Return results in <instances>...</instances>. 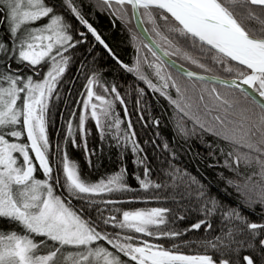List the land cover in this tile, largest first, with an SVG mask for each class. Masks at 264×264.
Instances as JSON below:
<instances>
[{"label": "snow or ice", "instance_id": "obj_1", "mask_svg": "<svg viewBox=\"0 0 264 264\" xmlns=\"http://www.w3.org/2000/svg\"><path fill=\"white\" fill-rule=\"evenodd\" d=\"M102 3L112 9L113 15L125 22L128 19L125 9L130 6L133 20L140 16V25L145 22L152 25V32L163 41L164 46L157 40H152L155 49H159L158 53L144 43L143 47L155 58L152 62L145 59L144 63L153 69L160 85L153 84L143 75L139 59L131 66L120 61L83 18L72 0H60V3L57 0H0V25H6L7 36V40L0 38V67L3 68L0 71V220L5 225L0 227V264H58V261L59 264H126L120 254L134 264H233L232 260L223 258V251L221 258L216 260L208 254L184 255L143 239L166 237L174 240L182 235L178 229L160 227L168 223L165 215L170 211L168 208L124 210L118 218L115 213L120 209L115 205L123 201L112 198L113 195L127 196L134 191L124 180L125 168L121 167L107 178L101 177L95 182H89L81 177L76 163L68 158L66 152L60 158V167L55 166L54 162L60 157L62 145L57 142L56 152H50L47 114L52 108V97L58 95L55 90L69 63L67 50L73 48L75 43H80L73 40L68 31L70 26L57 14V10L61 5L70 9L121 68L132 72L137 79L143 80L150 89L159 91L171 103L176 101H172L166 92L168 82L172 81L171 87L176 89L178 95L181 90L168 74V67H176L175 62L169 63L165 58L180 56L201 69V72H196L179 66L178 74L187 78L193 87L199 83L203 92L208 90L207 84L219 83L238 93L239 97L251 105V108H240L238 98L222 96L212 87L210 95L214 102H218L217 107L222 109L224 116L217 115L215 123L208 126L193 119L204 131L212 133L224 145L230 146L226 153L224 145L220 148L225 167L230 171L239 175L241 165L256 168L244 181V187L251 183L252 187L248 191H254L255 195H245L244 203L248 207L258 203L264 208V18L256 16L248 8L247 17L260 21L261 28L258 30L246 28L237 18V8L251 5L264 11V0H102ZM156 10L162 24L158 23ZM41 18H46L47 22L25 27L21 31L22 26L33 24ZM142 31L147 32L148 29L142 28ZM132 40L135 43L136 34L132 36ZM136 51L139 57V46ZM13 59L28 67L37 77L42 74V79L25 75L19 68L11 69L8 65ZM209 60L217 68L233 74L231 78L206 75L214 71L207 63ZM95 75L88 76L84 85L86 95L83 96V108L79 114L82 140L86 135L85 120L89 110L101 137L104 135L102 119H112V100L97 94L94 85H99L104 92L109 89L99 83ZM111 93L115 94V100L123 104L115 86L111 88ZM93 98L100 103H92ZM97 108L100 109L99 112ZM185 115H188L187 111ZM233 115H238L239 118L233 120L230 118ZM120 124V119L115 118L114 124L108 125L109 128L116 129L117 146L124 140L126 145L131 144L133 153L137 154L139 145L135 143L132 125H128L124 136H119ZM184 131L181 129V132ZM72 132V121L69 120L68 135ZM23 136H26V142L21 141ZM72 142L74 146H79L75 139ZM84 147L86 157L91 156L86 143ZM32 156L42 170L43 179L34 176ZM18 158H22V163H18ZM133 163L138 166L145 164L144 178L136 177L140 189H159L163 186L149 179V169L144 158L137 155ZM165 175L171 177L174 186L177 180L183 182L185 178H189L187 173L179 170ZM253 176L259 179L253 181ZM53 179L55 183L51 182ZM189 179L190 191L192 185L197 186L192 194L196 196L203 215L211 217L219 209L221 217L230 225L227 232L216 237L215 242L205 243L212 248H230L232 244L238 243L234 239V233H243L247 236V246L255 248L258 242L260 251L264 254V223L249 221L236 208L224 210L215 197L207 194L204 185L199 184L195 177ZM227 183L235 185L236 190L244 195L237 181L229 179ZM56 187L63 189L61 194L55 193ZM72 198L83 199L88 208L95 209L96 216L89 215L85 219L81 213L74 211L69 203ZM144 198L139 195L127 196L129 200ZM205 223L206 219H201L190 227L199 229ZM105 245H110L115 251H110ZM176 247L177 244L172 243V248ZM41 248L48 249L46 254H38ZM69 248L73 250L66 251ZM243 261L244 264H256L249 255H245Z\"/></svg>", "mask_w": 264, "mask_h": 264}, {"label": "trees", "instance_id": "obj_2", "mask_svg": "<svg viewBox=\"0 0 264 264\" xmlns=\"http://www.w3.org/2000/svg\"><path fill=\"white\" fill-rule=\"evenodd\" d=\"M57 3H60V0H57ZM72 3L120 61L129 66L136 62V46L144 49L143 44L145 42L141 43L142 38L134 27L129 6H126L125 9L128 17L125 22L113 15L111 8H104L102 0H72ZM248 8L256 16L264 18V11L251 5L247 8H237V18L241 20L246 28L260 29L259 20L247 17ZM57 14L61 15L64 22L70 26L68 31L73 36V40L80 41V43H75L73 48L67 50L66 55L69 57V63L58 82L59 86L55 90L58 95L52 97V108L47 114V133L51 141L52 151L56 145L55 141L59 142L62 149H65L68 158L76 163L78 173L84 180L89 182H95L101 177L107 178L108 175L119 171L121 167L125 168L124 180L134 190L128 193L127 196L139 195L145 198L129 200L127 196L114 194L112 198L123 201L115 205L116 208L120 209L115 213L118 218L124 210H148L153 207L168 208L170 211L165 214L168 223L166 226L161 225L160 227L178 229L182 232V235L174 240L166 237L159 239L143 237V239L159 243L166 249L178 251L184 255L208 254L218 260L221 258V251H223V258L232 260L233 264H244L243 257L245 255L253 258L256 264H262L264 254L261 253L258 242L255 248L248 247L247 236L243 233H234V239L238 243L232 244L230 248H212L205 243V241L215 242L216 237L222 236L223 232H227L230 225L221 217L219 209L211 217L206 218L200 211V204L196 196L192 194L197 186L192 185L191 191L189 189V178L195 177L199 184L204 185L207 194L215 197L224 210L236 208L249 221L264 223V208L258 203L251 207L246 206L244 203L245 195H255L254 191H248V188L252 187L251 183L244 187V181L248 175L256 171V168H245L241 165L239 175L230 171L225 167L224 158L220 154V148L221 145H224V142L212 133L204 131L193 119L196 118L205 126H208L215 123L214 118L217 115L224 116L222 109L217 107L218 102H214L210 95L212 87H215L222 96H227L230 99L233 97L238 98L240 108H251L252 106L247 104L242 97H239L238 93L222 86L209 83L207 84L208 90L202 92L199 83L193 87L187 78L181 77L168 67V74L172 76L181 90L180 95H178L176 89L171 87L172 81H169L167 94L172 101H176V103H171L159 91L150 89L143 80L137 79L132 72L121 68L108 54L104 46L98 41L96 42V39L88 32L87 28L66 7L61 5L57 10ZM156 14L158 20V10H156ZM121 15H123V11ZM158 23L162 24L163 22L158 20ZM144 25L152 39L157 40L164 46L163 41L159 40L152 32V25H146V23ZM134 34L137 35L135 43L132 40ZM0 38L7 40L6 25H0ZM145 49L148 61H154L155 58L147 48ZM193 54H196L194 50ZM170 58L192 71L201 72V69L180 56H170ZM207 63L213 67L214 71L206 73V75H217L220 78H231L233 75L212 65L210 60ZM8 66L10 68L14 67L13 70L19 68L25 75H28L27 70L23 69L25 66L18 64L15 59ZM140 69L146 70L144 76H150V70L146 65H141ZM2 70L3 68H1ZM93 74H96L95 79L99 83L106 85L109 89L108 96L113 104L112 112L117 113L121 121L118 135L124 136L128 130V125H132L135 143L139 145L137 154L133 153L131 144L126 145L124 140H121L120 145L117 146L116 129L115 127H108L109 124H114L112 120L111 123L106 122L103 126V137L96 130L93 122L87 121L84 139H81L79 133L74 138L79 146H74L69 140L64 143L60 142L64 134L63 123L65 117L69 109L73 106L75 108L79 106L78 97L83 91L87 77ZM113 86L122 97L123 105L118 104L117 100L113 98L115 95L111 93ZM96 88H99V85ZM201 95H203V100H201ZM181 96L183 99H181ZM181 109H184V111ZM185 111L188 112V115H185ZM230 118L236 120L239 117L233 115ZM181 129L185 131L181 132ZM85 143L88 153H91L89 157L85 155ZM165 145H167V148H165ZM224 147L225 153L230 150V146L224 145ZM137 155L144 158L149 169V179L154 183L162 184V187L148 190L139 188L136 177L144 178L145 164L138 166L133 163ZM209 165L212 166L209 167ZM173 170L187 173L189 178H185L183 182L177 180L176 186H174L171 177L165 175V173ZM229 179L237 181L241 185L244 195L236 190L235 185L227 183ZM258 179L257 176L252 177L253 181ZM55 189L59 190V194L63 191L61 187ZM64 195L67 194L64 193ZM69 203L70 207L77 213H81L85 219L89 215L96 216L95 209L88 208L83 199L72 198ZM107 214L106 212L105 215ZM201 219H206V223L202 224L199 229L190 227L191 224L197 223ZM209 225L211 226L209 227ZM3 226H5L4 221L0 220V227ZM184 229L188 230L183 231ZM17 230L20 229L17 228ZM132 235L140 234L132 233ZM35 239L41 238L35 237ZM240 242H243V244L241 245ZM97 243L103 244L104 242ZM172 243L177 244V247L172 248ZM105 246L110 251H115L110 245ZM71 250L73 249H66V251ZM120 256L126 264H134V262H129L128 258L123 257L122 254Z\"/></svg>", "mask_w": 264, "mask_h": 264}, {"label": "rangeland", "instance_id": "obj_3", "mask_svg": "<svg viewBox=\"0 0 264 264\" xmlns=\"http://www.w3.org/2000/svg\"><path fill=\"white\" fill-rule=\"evenodd\" d=\"M102 6H104L103 5V3H102ZM106 6H104V8H105ZM69 11H71L70 9H68ZM47 22V19L46 18H41V20H38V21H36V22H34L33 24H30V25H33V26H39V25H41L42 23H46ZM146 23V25L148 24L147 22H145ZM27 26H29V25H25V26H22V29H21V31H23V29L25 28V27H27ZM145 26V25H144ZM146 28V27H145ZM148 32V31H147ZM150 35V34H149ZM151 37V36H150ZM152 38V37H151ZM137 47V46H136ZM140 51H141V54H140V56L138 57H136V60L135 61H137V59H139V63L143 66V65H146V67H148V69L150 70V76L149 77H147V75H146V77L149 79V80H151V82L153 83V84H155V85H160V81L157 79V77L154 75V72H153V69H151L150 67H149V64H146V63H144V60L145 59H147L148 57L146 56L147 55V51H146V49L144 48V49H140ZM137 52V51H136ZM137 54V53H136ZM147 60H149V59H147ZM42 63H44V62H42ZM141 65H140V67H141ZM1 68L2 67H0V71H1ZM11 69H14V67H11ZM24 70L26 69L27 70V73H28V75H33L34 76V78H39V79H42V74L40 75V76H36L34 73H31L30 71H29V68L28 67H24L23 68ZM45 70H46V68H45ZM142 71V73L144 74V73H146V70H141ZM87 83V79H86V82H85V84ZM169 83V82H168ZM96 86L97 85H94V90H95V92L97 93V94H100V95H103V96H105L107 99H110V97L108 96V92H104V90L101 88V87H99V88H96ZM168 91V89H166V92ZM86 95V90H85V88H83V91H82V93H81V95H80V97H78V99H79V106H77L76 108H75V106H73L71 109H69V111H68V113H67V116L65 117V121H64V123H63V125H64V128H63V130H64V134L62 135V137H61V140H60V142H65L66 140H69L70 142H72L73 141V139L76 137V135L78 136V133L80 134V130H79V114H80V109L81 108H83V96H85ZM111 96V95H110ZM115 96V95H114ZM114 98V97H113ZM122 98V97H121ZM114 102V101H113ZM18 103H20V101H18ZM92 103H95V104H99L100 102L99 101H96L94 98L92 99ZM117 103L118 104H120V105H123V104H121V102L119 101V100H117ZM112 109H113V104H112ZM98 112L100 111V109L99 108H97L96 109ZM111 116H112V121H113V123H114V120H115V118H118V114L117 113H111ZM107 119L108 118H103L102 119V126H105V124H106V122L107 123H111V120H109L108 119V121H107ZM61 120V119H60ZM69 120H71L72 121V127H73V132H72V134L71 135H68V121ZM62 121V120H61ZM89 122V121H91V122H93V124H94V126H95V128H96V130L97 131H99L98 129H97V126H96V122L95 121H93L92 119H91V116H90V110H89V115L86 117V120H85V124H86V122ZM107 126V125H106ZM100 132V131H99ZM65 137H67V139H65ZM9 139H11L10 137H9ZM21 141L22 142H26V136H23V137H21ZM51 142V141H50ZM55 143H56V145H57V142L55 141ZM73 143V142H72ZM56 145H55V147H56ZM55 147H53V151H52V149H51V144H50V152H52V153H55L56 152V148ZM29 151H30V149H29ZM66 151H65V149H62L61 148V153H60V157L59 158H57L56 160H55V166L57 167V168H59L60 167V158H62V156H63V154L65 153ZM15 155H17L18 156V154H15ZM32 159H33V161H34V167H35V171H34V176L37 178V179H43V173H42V170H40L39 169V165H38V163H35V158H34V156H32ZM18 163H22V158H18ZM55 175H56V172L54 171L53 172V176L55 177ZM52 183H55V180L53 179V181H51ZM56 188H58V187H56ZM59 190H57V189H55V193L56 194H58L59 195V192H58ZM17 230V229H16ZM20 234H23V231L22 230H17ZM48 249H46V248H41L40 249V251L38 252V254H46V251H47ZM58 264H59V261H58Z\"/></svg>", "mask_w": 264, "mask_h": 264}, {"label": "water", "instance_id": "obj_4", "mask_svg": "<svg viewBox=\"0 0 264 264\" xmlns=\"http://www.w3.org/2000/svg\"><path fill=\"white\" fill-rule=\"evenodd\" d=\"M130 7V6H129ZM130 12H131V16L133 15L132 14V10H131V7H130ZM140 19H141V17L140 16H138L135 20H133L132 19V21H133V24H134V27H135V29H136V31H137V33L139 34V36L142 38V40L146 43V44H149L154 50H156L158 53H159V49H155V45L154 44H152V38L150 37V35H149V33L148 32H143L142 31V28H145V26H144V24L143 25H140ZM97 42V41H96ZM169 63L170 62H173L174 60H172L170 57H167V58H165ZM175 62V61H174ZM175 65H176V67H170L173 71H175L176 73H178V69H179V66H181L180 64H178V63H176L175 62ZM183 68H185V67H183ZM185 69H187V68H185ZM189 70V69H188ZM221 79H224V78H221ZM228 79H230V78H228ZM210 84H212V83H210ZM215 85H218V86H221L219 83H216ZM223 87V86H222ZM257 99H259L258 97H257Z\"/></svg>", "mask_w": 264, "mask_h": 264}, {"label": "bare ground", "instance_id": "obj_5", "mask_svg": "<svg viewBox=\"0 0 264 264\" xmlns=\"http://www.w3.org/2000/svg\"><path fill=\"white\" fill-rule=\"evenodd\" d=\"M172 59V58H171ZM173 60V59H172ZM176 62V61H175ZM176 63H178V62H176ZM178 64H180V63H178ZM181 65V64H180ZM167 66V65H166ZM183 66V65H182ZM184 67V66H183ZM170 68V67H169ZM186 68V67H185ZM171 69V68H170ZM188 69V68H187ZM190 70V69H189ZM224 79H228V78H224Z\"/></svg>", "mask_w": 264, "mask_h": 264}]
</instances>
